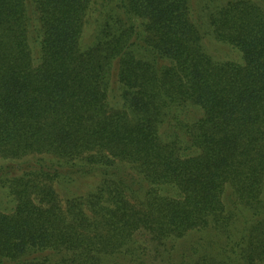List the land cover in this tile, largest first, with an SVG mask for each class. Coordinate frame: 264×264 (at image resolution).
I'll return each instance as SVG.
<instances>
[{
  "label": "trees",
  "instance_id": "trees-1",
  "mask_svg": "<svg viewBox=\"0 0 264 264\" xmlns=\"http://www.w3.org/2000/svg\"><path fill=\"white\" fill-rule=\"evenodd\" d=\"M100 1L0 0V264H264V0Z\"/></svg>",
  "mask_w": 264,
  "mask_h": 264
},
{
  "label": "rangeland",
  "instance_id": "rangeland-1",
  "mask_svg": "<svg viewBox=\"0 0 264 264\" xmlns=\"http://www.w3.org/2000/svg\"><path fill=\"white\" fill-rule=\"evenodd\" d=\"M100 1L101 6L100 9L96 8L95 10H91L87 14V18L85 20L86 26L83 31V35L81 38V43L84 46H87L89 43L92 42L93 35H94V29L96 26V23L101 20L105 13H107L108 9L110 8L111 4L115 2L116 0L112 1L108 4L106 1ZM194 1V0H193ZM103 2V3H102ZM204 47L209 52V54L212 56L213 59L223 61V60H232L236 62H241V55L240 53L232 48L229 45L219 43L217 41H213L209 38H203ZM112 103V102H111ZM113 107H119V103H112ZM30 160H34L35 158H29ZM96 180L92 179H85L81 180L75 184H61L58 187V193L60 198L64 201L65 197L71 196V195H78L83 194L87 191H91L92 188L96 184ZM12 207V201L10 197H8L7 193L0 189V210L5 209L8 210ZM210 229H201V230H192L187 232L184 236L179 238H173L168 245V248H170V256L173 260L179 259V257L182 255L183 252L187 250L189 247H194L196 243H201L205 245L204 242H207L209 239H215L210 233ZM211 249V248H210ZM212 248L211 250H213ZM208 250V248L206 249ZM209 251V250H208ZM157 253L151 252L147 255V259L150 261V264H163L160 261V256L156 255Z\"/></svg>",
  "mask_w": 264,
  "mask_h": 264
}]
</instances>
